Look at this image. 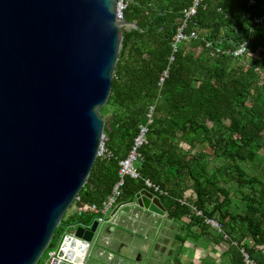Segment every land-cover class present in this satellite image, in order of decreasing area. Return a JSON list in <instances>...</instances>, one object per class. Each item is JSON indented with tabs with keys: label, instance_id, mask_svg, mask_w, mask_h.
I'll return each mask as SVG.
<instances>
[{
	"label": "trees",
	"instance_id": "obj_1",
	"mask_svg": "<svg viewBox=\"0 0 264 264\" xmlns=\"http://www.w3.org/2000/svg\"><path fill=\"white\" fill-rule=\"evenodd\" d=\"M190 2L132 0L124 9L123 18L139 28H122L112 88L101 108L102 117L109 116L103 131L111 156L96 158L78 193L79 204L100 205L110 193L119 161L153 104L137 163L140 177H125L118 201L147 192L145 177L167 191L158 196L179 225L173 255L177 264L186 240L204 248L226 241L225 264H249L241 249L250 261L264 264V23L251 22L264 14V0H204L205 7L184 29L196 31L197 38L181 41L173 51L174 34ZM246 38L242 56L225 53ZM207 41L212 44L206 46ZM168 63V76L159 86ZM181 198L201 214L181 204ZM236 207L241 210L234 211ZM97 215L94 210L80 216L65 213L53 237L66 224H88ZM206 218L217 220L221 231L213 230ZM203 262L224 264L210 254Z\"/></svg>",
	"mask_w": 264,
	"mask_h": 264
},
{
	"label": "water",
	"instance_id": "obj_2",
	"mask_svg": "<svg viewBox=\"0 0 264 264\" xmlns=\"http://www.w3.org/2000/svg\"><path fill=\"white\" fill-rule=\"evenodd\" d=\"M123 27L139 28L116 0H0V264L53 247L104 141ZM134 197L165 213L158 197ZM65 227L46 264H80L101 230L95 218Z\"/></svg>",
	"mask_w": 264,
	"mask_h": 264
},
{
	"label": "crops",
	"instance_id": "obj_3",
	"mask_svg": "<svg viewBox=\"0 0 264 264\" xmlns=\"http://www.w3.org/2000/svg\"><path fill=\"white\" fill-rule=\"evenodd\" d=\"M134 198H132L131 205L124 204L125 201H121L107 211L99 235L90 244L87 253V264L90 260L89 257H95L102 262L101 264H140L143 256L150 253L151 245H156L158 235L155 234V230L159 224L163 225L164 222H160L158 219L152 220L154 216L159 214H153L148 209L137 206ZM159 216L168 217L169 222L166 224H171V227H169V231L172 233L170 234L172 239L169 237L171 253L169 256L167 255L168 257L166 256V259H168V264H177L173 259V255L179 246V242L175 237L179 226L178 222L172 220L166 212ZM134 233L137 237L133 236ZM137 238L138 240H136ZM162 246L165 248V243ZM154 248L151 257L156 260L157 248L156 246ZM167 250V247L165 249L161 248L159 252L162 253V251ZM196 250H199L198 255H195ZM178 252L181 264H204L203 259L211 253L208 247L194 245L190 240H186ZM221 252L225 257L224 250H221ZM223 263H226V261Z\"/></svg>",
	"mask_w": 264,
	"mask_h": 264
},
{
	"label": "built area",
	"instance_id": "obj_4",
	"mask_svg": "<svg viewBox=\"0 0 264 264\" xmlns=\"http://www.w3.org/2000/svg\"><path fill=\"white\" fill-rule=\"evenodd\" d=\"M130 2H132V0H116V11L119 17L123 18V11ZM201 7H205L204 0H191L190 4L183 9L182 22L178 26L174 34V41L172 44L173 51L176 50L177 45L181 41L191 39V38H197L198 35L196 31L193 30L187 33L184 31V29L188 21L198 12V10ZM251 22L252 23H264V14L259 15V16H254L251 19ZM248 43H249V39L246 38L242 40L241 42H239L238 45H236L232 49L225 50V53L230 54L234 57L242 56L248 47ZM211 44H212L211 41L206 42V46H209ZM217 51H219L218 48H217ZM173 58H174L173 54H171L168 57L169 63L172 62ZM169 63L166 66V68L162 71L159 77V81H158L159 86L162 85L164 79L168 76ZM153 110H154V105L153 104L149 105L148 110L146 112V122L143 124H140L138 132L133 138V141L131 143L128 153L126 154L124 158L120 159L119 168H118V178L116 182L114 183V185L112 186L110 193L106 196V198L101 202L100 205L91 203L88 206L80 205L79 204L80 198L77 195L74 199V202L71 205V209H72L71 213H76L77 215L80 216V215H83L86 210H89V211L94 210L98 213V215L94 218L97 219L100 224H102L103 221L105 220L104 217L107 211L111 209L112 207H114L119 202L118 198L120 196L121 187L124 183L125 177H131L134 179H137L140 177V173L137 168V163L139 162V160L142 159L141 148L147 142L146 135L148 131V124H150L152 121ZM110 156H111V152L106 147L105 140H104L101 142L99 146V149L97 151V157H110ZM143 184H144V190L153 196H156L159 198L158 195L167 194L166 190L162 189L158 183H155L149 177H145L143 179ZM179 201L181 204L188 205V208L190 209V211L194 210L196 214L198 215L201 214V211L196 210L192 205H190L185 200V198H181ZM205 222L207 224L216 226L215 228L221 231L220 223L217 220L213 218H206ZM241 252L244 256V260L246 261V263L255 264L254 262L249 260L248 254L243 249H241ZM55 253H56V249L48 250L47 251L48 260L52 258L55 255ZM87 253L88 252L84 254V257L80 264H87V255H88Z\"/></svg>",
	"mask_w": 264,
	"mask_h": 264
},
{
	"label": "rangeland",
	"instance_id": "obj_5",
	"mask_svg": "<svg viewBox=\"0 0 264 264\" xmlns=\"http://www.w3.org/2000/svg\"><path fill=\"white\" fill-rule=\"evenodd\" d=\"M124 28L128 29V27H124ZM108 118H109L108 115L105 117V119L103 118L104 119V125H105V120L108 121ZM103 140H106L105 133H104V139ZM263 142H264V140H263ZM182 145H183L184 148H187V145L186 144H182ZM263 150H264V148L261 149L262 152H263ZM187 193H188L187 195H190V193H192V192L191 191H188ZM235 198H237V197L235 196ZM233 210L234 211L235 210H241V208L236 207ZM71 211H72V209L70 207L66 211V215L70 214ZM87 211L88 210H86L85 212H87ZM167 218L166 217H161L159 215H156V216H154V219H152V220L158 219V220H160V222H164L165 224L163 223V225H160L159 224L157 226L158 228L155 230L156 231L155 234L158 235L159 238L157 237L156 245H151L150 253H148L145 256H143L142 262L140 264H168V259H166V256L167 255L169 256L170 253H171V248H169V246L171 247V245H170L171 244L170 243V239H172V238L170 237V234H172V233L169 231L170 230L169 227H171L170 226L171 224H169V225L166 224V223L169 222V220ZM210 226H211V228L213 230L219 231L217 228H215L216 226H214V225H210ZM65 229H66V227H64L62 229V231L59 234V236L52 237L51 240H53V241L51 243L53 244V247H51V248L48 247V250H50V249H53V250L56 249L55 246L58 243V241H59V239L61 237V234L65 231ZM196 230L198 231V229H196ZM133 236L134 237H137L135 233L133 234ZM169 237H170V239H169ZM136 240H138V238ZM164 243H165V245H166V247H167L168 250L165 251V252L162 251V253H164V254H162L161 252H159V250H161V248H163V249L166 248V247L164 248V246H162ZM154 246H156V248H157V252H156V254H157L156 256L157 257L155 258L156 260H153L152 257H151V254H153V251L155 249ZM227 246H228V244H227L226 241H222L219 244H214V245L212 243L209 244L208 250L211 251L210 257L214 260L215 263H219V262L223 263L225 261L226 262L228 261L227 260V257L226 256L223 257V254L221 252V250H224L225 251V249L227 248ZM198 251L199 250H196V252H195L196 254L195 255H198ZM174 254H175V252H174ZM89 259L90 260L88 261V264H101L102 263V262H100V260H97L95 257H91V258L89 257ZM47 260H48L47 251L46 252L44 251L43 254L41 255V257L39 258V260L35 264H46L47 263Z\"/></svg>",
	"mask_w": 264,
	"mask_h": 264
},
{
	"label": "bare ground",
	"instance_id": "obj_6",
	"mask_svg": "<svg viewBox=\"0 0 264 264\" xmlns=\"http://www.w3.org/2000/svg\"><path fill=\"white\" fill-rule=\"evenodd\" d=\"M154 214V213H153Z\"/></svg>",
	"mask_w": 264,
	"mask_h": 264
}]
</instances>
